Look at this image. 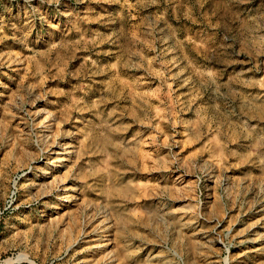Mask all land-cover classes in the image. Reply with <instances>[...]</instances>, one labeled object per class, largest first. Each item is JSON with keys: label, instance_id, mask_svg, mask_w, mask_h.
I'll return each mask as SVG.
<instances>
[{"label": "rangeland", "instance_id": "1", "mask_svg": "<svg viewBox=\"0 0 264 264\" xmlns=\"http://www.w3.org/2000/svg\"><path fill=\"white\" fill-rule=\"evenodd\" d=\"M0 264H264V0H0Z\"/></svg>", "mask_w": 264, "mask_h": 264}, {"label": "bare ground", "instance_id": "2", "mask_svg": "<svg viewBox=\"0 0 264 264\" xmlns=\"http://www.w3.org/2000/svg\"><path fill=\"white\" fill-rule=\"evenodd\" d=\"M102 231V230H101ZM250 242V241H249ZM101 246V245H100ZM99 247V246H98Z\"/></svg>", "mask_w": 264, "mask_h": 264}]
</instances>
